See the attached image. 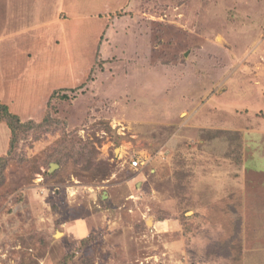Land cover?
<instances>
[{"label":"rangeland","instance_id":"374dc122","mask_svg":"<svg viewBox=\"0 0 264 264\" xmlns=\"http://www.w3.org/2000/svg\"><path fill=\"white\" fill-rule=\"evenodd\" d=\"M69 1L0 32V264H264V0Z\"/></svg>","mask_w":264,"mask_h":264},{"label":"trees","instance_id":"16d2710c","mask_svg":"<svg viewBox=\"0 0 264 264\" xmlns=\"http://www.w3.org/2000/svg\"><path fill=\"white\" fill-rule=\"evenodd\" d=\"M67 95H64L66 98ZM0 121H4L7 123L9 131H10V138H9V146H8V153L3 154L0 156V172L6 169L7 165L14 158V153L17 148V144L21 137V133L26 131L28 128H31L32 124L24 123L21 121L20 117L13 113L7 104L0 102ZM58 163L61 164L62 159L60 157L56 160Z\"/></svg>","mask_w":264,"mask_h":264},{"label":"crops","instance_id":"0c3cea01","mask_svg":"<svg viewBox=\"0 0 264 264\" xmlns=\"http://www.w3.org/2000/svg\"><path fill=\"white\" fill-rule=\"evenodd\" d=\"M25 0H0V13H2L0 15L1 18V22H0V32H2L1 34L4 33H8L6 30H8L10 28V24H11V8H12V2H16L17 3V8H16V12L15 13H25L23 11L24 7L21 6V2H23ZM45 2H47L45 8L42 7V5L39 7H35L34 8V13H46V18L48 17L49 19H51L53 16H50L49 13H51V10H53L52 8H54L53 3L56 0H44ZM61 3H69V0H60ZM69 1V2H68ZM60 3V4H61ZM50 10V11H49ZM54 13H57L56 15H58L59 13H67L66 8L62 5L60 6L59 4H56V8L54 9ZM54 19V18H53ZM39 25H41V23H39ZM2 37V36H1ZM10 138V136H9Z\"/></svg>","mask_w":264,"mask_h":264},{"label":"water","instance_id":"95a60500","mask_svg":"<svg viewBox=\"0 0 264 264\" xmlns=\"http://www.w3.org/2000/svg\"><path fill=\"white\" fill-rule=\"evenodd\" d=\"M58 166H59L58 164L53 163V164L51 165V170L53 171V170L56 169Z\"/></svg>","mask_w":264,"mask_h":264},{"label":"built area","instance_id":"2783aa9c","mask_svg":"<svg viewBox=\"0 0 264 264\" xmlns=\"http://www.w3.org/2000/svg\"><path fill=\"white\" fill-rule=\"evenodd\" d=\"M132 163L134 164L135 167H137L139 164V162L137 160H134Z\"/></svg>","mask_w":264,"mask_h":264}]
</instances>
